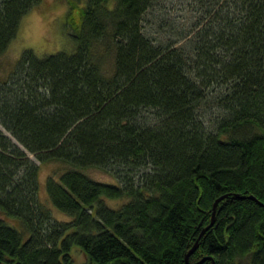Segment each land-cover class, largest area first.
<instances>
[{
  "label": "trees",
  "instance_id": "1",
  "mask_svg": "<svg viewBox=\"0 0 264 264\" xmlns=\"http://www.w3.org/2000/svg\"><path fill=\"white\" fill-rule=\"evenodd\" d=\"M160 1L89 0L73 53L25 50L0 81V212L29 235L0 217V264H75L76 245L82 264H188L225 195L189 264H264V0H191L183 24ZM41 2L0 0V56ZM28 152L68 165L46 184L72 221Z\"/></svg>",
  "mask_w": 264,
  "mask_h": 264
},
{
  "label": "rangeland",
  "instance_id": "2",
  "mask_svg": "<svg viewBox=\"0 0 264 264\" xmlns=\"http://www.w3.org/2000/svg\"><path fill=\"white\" fill-rule=\"evenodd\" d=\"M42 2L33 7L27 14L22 17L18 35L8 45L7 50L0 56V81L8 80L11 74L16 69L17 61L20 59L25 50H32L39 57L56 54L64 51L73 53L76 50V44L73 40L75 35L82 25V16L84 9L89 0H41ZM191 0H161L160 6H166V17L171 19V23L175 20L183 24L184 20H189L193 17V7L190 4ZM115 4V0H111L110 7ZM158 5V6H159ZM159 6V8H161ZM157 13V12H156ZM151 22H145L146 33L150 37L170 39L169 26H164L165 22L160 23L159 19L150 17ZM170 21L168 24H170ZM164 27V28H163ZM113 55V53H112ZM112 55L105 61L108 67H111ZM0 128L5 132L0 124ZM30 157L39 165V200L48 209H50L54 219L58 221H72L73 217L61 212L51 201L47 193L46 181L51 175H60L69 169L64 162L50 161L39 162L36 156L28 152ZM92 179L103 183L119 184L117 177L113 174L101 171L97 168H89L84 170ZM101 200L113 209L121 208L127 204L129 198H109L101 197ZM0 217L5 220L7 225L24 232V228L20 221L16 218L8 217L3 212H0ZM72 232V231H69ZM28 234L24 232V239L27 240ZM71 255L74 258L75 264L86 263L88 257L78 245L73 246Z\"/></svg>",
  "mask_w": 264,
  "mask_h": 264
},
{
  "label": "water",
  "instance_id": "3",
  "mask_svg": "<svg viewBox=\"0 0 264 264\" xmlns=\"http://www.w3.org/2000/svg\"><path fill=\"white\" fill-rule=\"evenodd\" d=\"M224 198H226V195L224 197H221L219 199L216 200V202L214 203V206H213V215H212V221L209 225L205 226L204 229H202V232L201 234L199 235L198 239L195 241L196 243L194 244V246L187 252L186 254V262L189 264V260H190V257L194 254V251L199 247L200 245V242L199 240L204 236V234L208 231L209 228H211L214 223H215V215H216V211H217V205L220 201L224 200ZM255 199V197H253ZM208 258V257H206ZM206 260V259H203V261Z\"/></svg>",
  "mask_w": 264,
  "mask_h": 264
}]
</instances>
